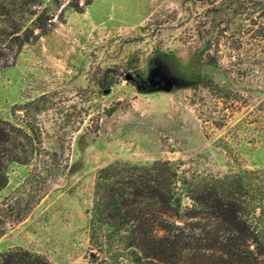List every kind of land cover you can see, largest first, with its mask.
I'll use <instances>...</instances> for the list:
<instances>
[{
    "label": "rangeland",
    "instance_id": "rangeland-1",
    "mask_svg": "<svg viewBox=\"0 0 264 264\" xmlns=\"http://www.w3.org/2000/svg\"><path fill=\"white\" fill-rule=\"evenodd\" d=\"M205 17L200 0H92L0 70V119L40 141L28 164L7 166L0 204L25 214L5 225L0 252L49 264L115 258L90 245L87 227L95 173L109 164L169 161L191 184L244 171L264 180V58H235L223 42L204 49L222 21ZM221 17L227 33L246 24ZM215 50L216 63L202 62Z\"/></svg>",
    "mask_w": 264,
    "mask_h": 264
},
{
    "label": "trees",
    "instance_id": "trees-1",
    "mask_svg": "<svg viewBox=\"0 0 264 264\" xmlns=\"http://www.w3.org/2000/svg\"><path fill=\"white\" fill-rule=\"evenodd\" d=\"M91 1L67 0L60 7L59 0H0V70L10 67L24 46L62 23L65 11L80 13ZM200 3L205 23L222 20L212 26L215 35L204 49L223 42L235 58L244 49L264 58V0ZM226 15H242L246 24L227 33L228 20L220 18ZM217 52L202 62L216 63ZM194 84L210 85L204 79ZM25 128L0 119V191L7 183V166L26 165L38 151V137L32 127ZM24 214L0 204V236L7 223L20 222ZM87 227L90 245L111 249L115 257L103 264H124L116 258L120 253L126 264H264V180L244 171L191 184L169 161L109 164L95 173ZM0 264L49 263L26 250L7 249L0 252Z\"/></svg>",
    "mask_w": 264,
    "mask_h": 264
},
{
    "label": "water",
    "instance_id": "water-1",
    "mask_svg": "<svg viewBox=\"0 0 264 264\" xmlns=\"http://www.w3.org/2000/svg\"><path fill=\"white\" fill-rule=\"evenodd\" d=\"M126 80H131V78L129 76H125Z\"/></svg>",
    "mask_w": 264,
    "mask_h": 264
}]
</instances>
